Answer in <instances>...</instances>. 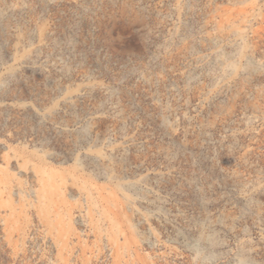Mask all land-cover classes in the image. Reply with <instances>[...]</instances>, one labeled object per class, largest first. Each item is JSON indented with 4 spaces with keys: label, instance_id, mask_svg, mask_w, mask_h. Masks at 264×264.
Masks as SVG:
<instances>
[{
    "label": "rangeland",
    "instance_id": "rangeland-1",
    "mask_svg": "<svg viewBox=\"0 0 264 264\" xmlns=\"http://www.w3.org/2000/svg\"><path fill=\"white\" fill-rule=\"evenodd\" d=\"M0 171V264H264V0H0Z\"/></svg>",
    "mask_w": 264,
    "mask_h": 264
},
{
    "label": "bare ground",
    "instance_id": "bare-ground-1",
    "mask_svg": "<svg viewBox=\"0 0 264 264\" xmlns=\"http://www.w3.org/2000/svg\"><path fill=\"white\" fill-rule=\"evenodd\" d=\"M19 157L23 158V163L21 164V167H26L28 164L27 159L25 160V158L23 157V154H20ZM34 171L36 174H39V176H40V178L38 180L39 190L36 194V199L41 204L39 205V207L37 209V215L43 221L48 222L50 215L52 214L51 209H52V207L55 206V204H57V202L55 201L56 193H61L60 190H62L63 188H66L67 178L64 175L47 173L46 170L44 169L43 165H42L41 159L38 162V164L35 165ZM0 173H1L0 174V190H1V187H3L4 189L9 188L7 186L9 185L10 181L8 179H6V178H8L7 173H5L4 171H0ZM4 176H6V177L4 178ZM10 191L11 190H9L8 200L12 201L10 199V197L12 195ZM49 191H51L52 195L50 198H47L46 193H48ZM1 192H0V198L2 195ZM56 223L61 224L62 223L61 218H58L56 220ZM61 230H64V226H62L61 229L58 228V231H61Z\"/></svg>",
    "mask_w": 264,
    "mask_h": 264
}]
</instances>
